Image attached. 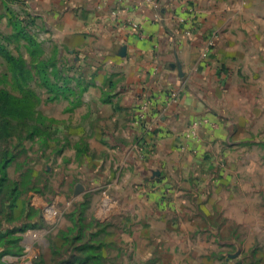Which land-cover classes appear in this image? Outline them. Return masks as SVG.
Wrapping results in <instances>:
<instances>
[{
    "label": "rangeland",
    "instance_id": "rangeland-1",
    "mask_svg": "<svg viewBox=\"0 0 264 264\" xmlns=\"http://www.w3.org/2000/svg\"><path fill=\"white\" fill-rule=\"evenodd\" d=\"M21 2L0 0V49L30 71L0 53V264H264V73L168 148L148 106L115 138L84 104L90 60Z\"/></svg>",
    "mask_w": 264,
    "mask_h": 264
},
{
    "label": "crops",
    "instance_id": "crops-1",
    "mask_svg": "<svg viewBox=\"0 0 264 264\" xmlns=\"http://www.w3.org/2000/svg\"><path fill=\"white\" fill-rule=\"evenodd\" d=\"M21 1L60 51L90 60L96 85L84 104L115 138H137L129 124L148 106L146 124L168 148L193 118L264 73V0Z\"/></svg>",
    "mask_w": 264,
    "mask_h": 264
},
{
    "label": "trees",
    "instance_id": "trees-1",
    "mask_svg": "<svg viewBox=\"0 0 264 264\" xmlns=\"http://www.w3.org/2000/svg\"><path fill=\"white\" fill-rule=\"evenodd\" d=\"M0 53L3 55L5 60L9 63L10 68L14 74V76L18 79V81L23 84H28L30 78V71L27 68V64L23 60V58H16L9 53L6 48H1ZM7 98L10 99V96L7 94ZM7 108V107H5Z\"/></svg>",
    "mask_w": 264,
    "mask_h": 264
},
{
    "label": "built area",
    "instance_id": "built-area-1",
    "mask_svg": "<svg viewBox=\"0 0 264 264\" xmlns=\"http://www.w3.org/2000/svg\"><path fill=\"white\" fill-rule=\"evenodd\" d=\"M111 16H112L114 19H117V18L119 17V12H118L117 10H115V11H113V12L111 13ZM132 27H133L134 31H135L138 35H140V34L142 33L141 28H140V26H139L138 24H132Z\"/></svg>",
    "mask_w": 264,
    "mask_h": 264
},
{
    "label": "water",
    "instance_id": "water-1",
    "mask_svg": "<svg viewBox=\"0 0 264 264\" xmlns=\"http://www.w3.org/2000/svg\"><path fill=\"white\" fill-rule=\"evenodd\" d=\"M81 191H82V186H81V185H78L77 190H76V193L78 194V193H80Z\"/></svg>",
    "mask_w": 264,
    "mask_h": 264
}]
</instances>
